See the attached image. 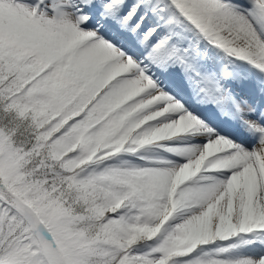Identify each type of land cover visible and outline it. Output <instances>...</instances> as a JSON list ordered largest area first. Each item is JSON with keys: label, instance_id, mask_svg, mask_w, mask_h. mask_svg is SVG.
<instances>
[{"label": "snow or ice", "instance_id": "snow-or-ice-1", "mask_svg": "<svg viewBox=\"0 0 264 264\" xmlns=\"http://www.w3.org/2000/svg\"><path fill=\"white\" fill-rule=\"evenodd\" d=\"M0 264H264V0H0Z\"/></svg>", "mask_w": 264, "mask_h": 264}]
</instances>
